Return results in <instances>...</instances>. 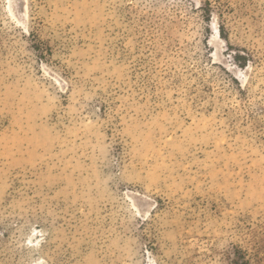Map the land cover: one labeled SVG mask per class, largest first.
<instances>
[{"label": "rangeland", "instance_id": "rangeland-1", "mask_svg": "<svg viewBox=\"0 0 264 264\" xmlns=\"http://www.w3.org/2000/svg\"><path fill=\"white\" fill-rule=\"evenodd\" d=\"M24 4L0 0V264H264V0Z\"/></svg>", "mask_w": 264, "mask_h": 264}, {"label": "bare ground", "instance_id": "bare-ground-1", "mask_svg": "<svg viewBox=\"0 0 264 264\" xmlns=\"http://www.w3.org/2000/svg\"><path fill=\"white\" fill-rule=\"evenodd\" d=\"M25 0H13V4L15 5L16 8H18V13L21 17L17 18L19 22L23 23L25 20V15L27 14L26 9H25ZM213 28L216 29V21H213ZM215 35V34H214ZM216 36V35H215ZM215 49L218 50L219 45L216 44ZM214 58L219 59L218 56L216 55V52L214 53ZM138 197V205H139V215L145 216L146 213L151 209V200L147 198L144 195L137 194ZM141 206V207H140ZM150 258V256H149ZM150 264V263H149Z\"/></svg>", "mask_w": 264, "mask_h": 264}]
</instances>
